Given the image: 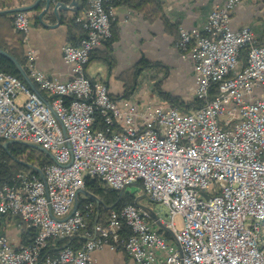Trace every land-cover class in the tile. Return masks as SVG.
<instances>
[{"label": "built area", "instance_id": "obj_1", "mask_svg": "<svg viewBox=\"0 0 264 264\" xmlns=\"http://www.w3.org/2000/svg\"><path fill=\"white\" fill-rule=\"evenodd\" d=\"M117 1L88 0L77 16L87 36L61 48L66 80L39 68L28 43L31 11L13 13L26 70L49 105L0 69V141L40 145L53 162L0 182V216L35 232L25 247L0 235V263L93 264L94 252L108 248L137 264H264L254 229L264 212V29L233 25L243 0L216 5L202 27H180L177 48L193 62L201 102L185 111L118 97L86 73L112 36ZM87 177L134 202L108 207L103 218L80 192ZM142 195L167 205L171 219L140 205Z\"/></svg>", "mask_w": 264, "mask_h": 264}, {"label": "crops", "instance_id": "obj_2", "mask_svg": "<svg viewBox=\"0 0 264 264\" xmlns=\"http://www.w3.org/2000/svg\"><path fill=\"white\" fill-rule=\"evenodd\" d=\"M32 1L12 0V6L9 8L28 5ZM223 1L161 0L163 16L153 20L148 19L143 12L125 4L117 5L114 10V22L118 39L110 48L104 43L96 49L94 58L86 67V73L92 79L105 80L115 95L124 90L122 79H166L163 87L165 91L183 100H190L191 97L194 99L196 88L194 66L192 60L177 48L179 29L181 26L202 27L210 11ZM260 12L264 13L258 7L243 3L233 13L232 23L236 27L250 24ZM72 13L66 11L64 16L69 17ZM12 14H0V45L5 44L9 39V35L5 33V25L12 26L10 23ZM53 16L54 13L49 11L45 14L44 21L49 24L55 23L56 21H52ZM28 38L29 45L35 51L39 68L60 80L70 78L71 68L64 61L61 49L68 42L66 24H61L57 28H47L42 23L37 25L32 20ZM143 58L155 62L156 65L144 70L137 77L130 75L131 68ZM107 60L113 61L112 67H109ZM150 96L157 101L166 102L158 98L154 92ZM12 220L1 216L0 231L4 230L3 234L8 235L16 246L21 247V228L15 226L16 223ZM93 257L95 259L93 264H137L126 253L108 248L95 251Z\"/></svg>", "mask_w": 264, "mask_h": 264}, {"label": "trees", "instance_id": "obj_3", "mask_svg": "<svg viewBox=\"0 0 264 264\" xmlns=\"http://www.w3.org/2000/svg\"><path fill=\"white\" fill-rule=\"evenodd\" d=\"M66 2L70 3L72 0H55L52 1V7L58 2ZM119 4H125L129 6L130 8H133L139 12H143L148 19L153 20L159 16H163V4L161 0H121L115 2V5ZM11 5H6L3 8L6 7H11ZM45 6V2L42 0L34 10L38 11L39 13L42 11V9ZM88 6V0H80L79 6L77 11L73 12L71 16L65 17L64 12L66 10H62L61 13V24H66L68 27V42L74 45H79L81 41L87 36V31L84 29L81 23H78L76 21L77 16L86 9ZM33 10V11H34ZM56 21V16H53V20ZM35 23L38 25L41 23V21L38 18V15L35 18ZM22 41L20 44L23 42L24 34H20ZM180 36V35H179ZM179 36L177 39V42L179 40ZM118 39V33L115 29V22L113 20L112 22V36L111 38L106 42L108 47L110 48L111 45L113 44L114 41ZM1 49L7 50L9 53H11L13 56H15L25 67L26 69V58H24L16 52V50H12L7 47L6 44L0 45ZM95 53V52H94ZM94 53L91 55L89 63L92 61L94 58ZM88 63V64H89ZM107 63L109 67H112L113 61L112 60H107ZM156 63L146 60L145 58L139 60L133 68L129 71L130 75L137 77L141 74L146 69H150L153 66H155ZM0 69L4 70L6 72L12 73L19 78H21L23 81L26 82V80L23 78L22 74L18 70L17 66L15 63L8 58L7 56L3 55L0 53ZM124 81V90L118 94V97L121 98H130L134 95L135 91L137 90L138 87V79H122ZM165 79H160L158 81V91L159 96L163 99L168 101L171 105H175L180 107L181 109L185 111H190L193 109H197L201 106V102L197 99H194L192 101H187L183 100L178 96L171 95L167 91L163 90L161 88L162 83L164 82ZM105 81V80H104ZM106 82V81H105ZM107 83V82H106ZM22 152H28L29 159L28 160H23V159H18L19 155ZM38 153L41 155V161L36 160L34 161V156L35 154ZM14 163L11 165L10 163ZM53 160L52 158L44 153L43 151L36 149L34 147L21 144V143H13L10 144L8 149L4 148L3 143L0 141V182H5L8 179L14 177V175L20 171V170H26V169H31L29 165H26L25 163H28L32 165L33 167H41L47 163H52ZM103 184L101 181L97 179H91L89 177L86 178V184H85V189L88 190L89 192L95 194L99 199H101L102 203L99 206V209L105 213L108 210V207L114 206L115 208H120L125 201L128 202H134L135 197L133 194L126 193L122 194L121 192L111 190L106 187H102ZM94 202H96L94 199L90 198ZM83 202L82 197L79 198V206ZM1 217V216H0ZM3 217V216H2ZM5 217V216H4ZM15 223H17L21 227V233H22V245L21 247H25L29 245L35 236V232L32 229H27L25 223L20 219V218H14ZM67 241H60L59 244H64ZM76 239L72 240L71 243L75 246H79L78 243H76ZM20 247V246H19Z\"/></svg>", "mask_w": 264, "mask_h": 264}, {"label": "rangeland", "instance_id": "obj_4", "mask_svg": "<svg viewBox=\"0 0 264 264\" xmlns=\"http://www.w3.org/2000/svg\"><path fill=\"white\" fill-rule=\"evenodd\" d=\"M35 0H33L32 2H34ZM31 2V3H32ZM245 4L247 6H255V7H258L260 11H264V0H243L242 3L239 5V7L242 5V4ZM12 4V0H0V9H2L4 6L6 5H11ZM238 7V8H239ZM39 14L38 11L34 10V11H31V21L34 20L35 21V18L36 16ZM11 27H8V25H5V33H7L9 35V39H7L6 41V45L8 48L12 49V50H16V52H18L23 58H24V55H25V46H24V43L22 42V44H20V42L22 41L21 36H20V33L19 31H17L14 27V24H13V14L11 16ZM249 25H253L257 28V30H261V29H264V13L261 14L260 12V15L255 17L253 19V21L249 24ZM166 80V79H165ZM164 80V82H165ZM158 81L159 79H138V87H137V90L135 91L134 93V96L138 95L139 97H151L150 95H152V93L154 92L155 95L158 96V98L162 99L159 94H158V91H156L158 89L157 85H158ZM164 82L162 83L161 85V88L163 89L164 87ZM145 90H148L147 91V94L145 93ZM164 90V89H163ZM153 98V96H152ZM192 97L190 100H187V101H192ZM163 103H166V104H170L168 101L166 102H163ZM23 159V160H28L29 159V155H28V152H22L20 155H19V158L18 159ZM34 158V161L36 160H40L41 161V155H39L38 153L35 154V156L33 157ZM11 165H13L14 163H10ZM28 169H26L27 171ZM22 171V170H20ZM18 171V172H20ZM102 187H106L104 186V184H101ZM131 190H136L137 187L136 186H130L129 187ZM98 204V203H97ZM139 204L152 210L153 212L157 213L158 217L159 218H162L166 221H169L171 219V214H170V209L167 205L163 204V203H160V202H155V201H152L147 195H142L140 198H139ZM100 210V209H99ZM100 213L102 214V217L103 218H106L108 216V213L107 211L105 213H103L101 210H100ZM12 220V219H10ZM12 222H15L14 219L12 220ZM93 220H91V224H92ZM17 224V223H16ZM15 226H19L18 224ZM20 227V226H19ZM21 228V227H20ZM4 233V230L3 231H0V235H2ZM259 237L261 239V248H263L264 250V222L261 224V228H260V234H259Z\"/></svg>", "mask_w": 264, "mask_h": 264}, {"label": "water", "instance_id": "obj_5", "mask_svg": "<svg viewBox=\"0 0 264 264\" xmlns=\"http://www.w3.org/2000/svg\"><path fill=\"white\" fill-rule=\"evenodd\" d=\"M42 0H35L33 3L28 4V5H21V6H17L14 8H8V9H0V14H5V13H14L17 11H33L35 9V7L41 2ZM45 2V6L42 9V11L38 14V18L41 21L42 25L47 27V28H57L61 25V11L62 10H66V11H72L75 12L78 9L80 0H72L70 3H66V2H62V1H58L53 7H52V0H43ZM49 11L53 12L54 15L56 16V22L53 24H49L46 23L44 21V16L45 14H47ZM0 53L7 56L8 58H10L15 65L17 66L18 70L20 71V73L22 74L23 78L26 80L27 84L30 86V88L36 92L40 98H42L45 103H47L49 105V101L48 99H46L42 92L38 89V87L36 86V84L34 83V81L31 79V77L29 76L27 70L25 69V67L22 65V63L15 57L13 56L11 53H9L7 50L1 49L0 48ZM13 143H21V144H25L31 147H34L36 149H39L41 151H43L44 153H46L47 155H49L52 159L53 156L50 153V151H48L47 149H45L44 147L40 146V145H36V144H29V143H23V142H18L15 140H11V141H7L5 143H3L4 148L8 149L10 144ZM26 165H29L30 167H33L32 165L25 163ZM36 168V167H33ZM37 169V168H36ZM39 170V169H37ZM81 193L89 196L90 198L94 199L97 203L101 204L102 201L101 199H99L95 194L89 192L86 189H82L80 191ZM78 205V199L76 200L75 203V207L74 210L77 208Z\"/></svg>", "mask_w": 264, "mask_h": 264}, {"label": "bare ground", "instance_id": "obj_6", "mask_svg": "<svg viewBox=\"0 0 264 264\" xmlns=\"http://www.w3.org/2000/svg\"><path fill=\"white\" fill-rule=\"evenodd\" d=\"M263 222H264V212L262 213V216L261 218H259V220L254 221V229H256L258 234H260V228ZM261 252H264L263 248H261Z\"/></svg>", "mask_w": 264, "mask_h": 264}]
</instances>
